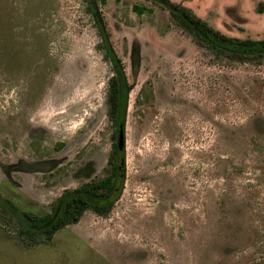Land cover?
<instances>
[{
    "label": "rangeland",
    "instance_id": "obj_1",
    "mask_svg": "<svg viewBox=\"0 0 264 264\" xmlns=\"http://www.w3.org/2000/svg\"><path fill=\"white\" fill-rule=\"evenodd\" d=\"M175 1L264 36V0ZM98 5L130 84L121 191L49 242L0 209V264H264V56L217 57L150 0ZM98 43L83 0H0V194L22 209L114 169Z\"/></svg>",
    "mask_w": 264,
    "mask_h": 264
},
{
    "label": "trees",
    "instance_id": "obj_2",
    "mask_svg": "<svg viewBox=\"0 0 264 264\" xmlns=\"http://www.w3.org/2000/svg\"><path fill=\"white\" fill-rule=\"evenodd\" d=\"M103 2L104 0H99ZM168 10L174 22L184 28L196 43L205 47L217 57L232 60H259L264 56V36L254 38L229 35L210 24L195 13L188 5L175 0H150ZM84 8L90 15L99 36L98 47L103 57L111 64V74L107 79L106 101L108 115L118 126L125 121L130 84L127 80L121 57L116 53L109 37L104 16L98 0H83ZM134 10L141 12L148 8L134 3ZM258 11L264 10V2L256 5ZM117 160L113 171L101 178L81 182L78 186L65 188L51 204V208L41 214L22 209L9 197L0 194V209L17 225L25 244L49 242L54 232L71 222H75L85 209H92L106 215L119 195L123 183L124 146L114 143ZM38 162L34 166L38 167Z\"/></svg>",
    "mask_w": 264,
    "mask_h": 264
},
{
    "label": "water",
    "instance_id": "obj_3",
    "mask_svg": "<svg viewBox=\"0 0 264 264\" xmlns=\"http://www.w3.org/2000/svg\"><path fill=\"white\" fill-rule=\"evenodd\" d=\"M117 146L122 147L124 146V123L123 120H119L117 126Z\"/></svg>",
    "mask_w": 264,
    "mask_h": 264
}]
</instances>
